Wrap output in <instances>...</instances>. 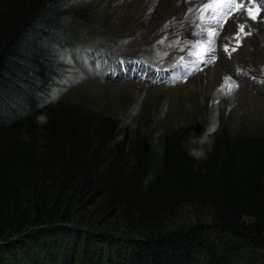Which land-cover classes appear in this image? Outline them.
Here are the masks:
<instances>
[{
  "label": "trees",
  "instance_id": "trees-1",
  "mask_svg": "<svg viewBox=\"0 0 264 264\" xmlns=\"http://www.w3.org/2000/svg\"><path fill=\"white\" fill-rule=\"evenodd\" d=\"M68 16L60 0H0V232L20 235L0 243V264H218L202 225L131 239L52 223L57 201L76 192L103 194L126 218L145 221L207 203L215 220L263 246L264 136L216 135L196 161L184 143L203 133L198 125L132 129L68 100L45 103ZM40 114L47 124H37ZM26 191L35 220L49 223L33 233ZM246 264H264V253Z\"/></svg>",
  "mask_w": 264,
  "mask_h": 264
},
{
  "label": "rangeland",
  "instance_id": "rangeland-1",
  "mask_svg": "<svg viewBox=\"0 0 264 264\" xmlns=\"http://www.w3.org/2000/svg\"><path fill=\"white\" fill-rule=\"evenodd\" d=\"M60 1L69 12L61 28V69L54 87L60 99L119 119L132 129L169 132L198 125L203 132L215 121V136H264V0H234L229 15L213 20L205 14L207 24L197 19L201 27L219 33L212 45V63H194L199 49L193 45H207V40L188 30L204 0ZM214 2L217 7L218 0ZM257 6L259 14L252 20L248 9L255 11ZM234 11L253 24L240 33L239 46ZM243 25L247 27L248 22ZM188 72L191 75L184 79ZM225 77L239 84L231 95L227 94ZM35 201L32 192L26 191L24 208L33 218L25 232L33 233L49 224L35 220ZM54 210V224L68 223L131 239L202 225L206 247L215 252L218 264H246L247 256L264 253V243L256 244L249 236L223 226L207 203L183 204L162 219L134 220L111 208L103 194L91 191L61 197ZM19 237L17 231L7 228L0 232V243Z\"/></svg>",
  "mask_w": 264,
  "mask_h": 264
},
{
  "label": "snow or ice",
  "instance_id": "snow-or-ice-1",
  "mask_svg": "<svg viewBox=\"0 0 264 264\" xmlns=\"http://www.w3.org/2000/svg\"><path fill=\"white\" fill-rule=\"evenodd\" d=\"M250 3H253L254 0H249ZM234 0H228L227 3H220L218 0L217 3V7H213L211 4L205 2L203 9H201V14L198 16V21H204L205 24H207V20H206V16L205 14H207V16L213 20L217 19L218 17L221 16H227L229 15L230 11L232 10V6H233ZM242 5H237V7H240ZM192 9H189V12H191ZM260 11V7L257 6L255 11H253L252 9H248V13L249 16L252 20H256L257 16L259 14ZM210 27V25H209ZM197 29L198 31L193 33L194 35L197 36H201L203 35V37L207 40V45L203 44V43H197L194 44L193 47L199 49L196 53L195 56L197 57V59L194 61V63H212L213 59H214V54H215V48L212 46L214 43V38L216 36L219 35V33L213 28L212 30H208V27H201L199 23H197ZM244 32V25L241 24L238 26V32L236 33V39H237V45L239 46L241 41L239 39V35L240 33ZM250 34L246 33V35ZM175 43H179V41H175ZM224 51L227 53L228 49L225 46L224 47ZM232 51H236V49H232ZM205 55H207L208 59L205 60ZM187 75H191V72L186 73L184 79H186ZM177 80L181 79V77L177 76L176 77ZM231 81V82H229ZM175 82V81H173ZM225 86H226V90H227V94L231 95L232 92L235 89H238L239 84L238 82H236L235 80H233L231 77H225ZM221 91H223L224 89H220ZM218 102V101H217ZM213 126L218 127V122H213L212 123Z\"/></svg>",
  "mask_w": 264,
  "mask_h": 264
},
{
  "label": "clouds",
  "instance_id": "clouds-1",
  "mask_svg": "<svg viewBox=\"0 0 264 264\" xmlns=\"http://www.w3.org/2000/svg\"><path fill=\"white\" fill-rule=\"evenodd\" d=\"M60 100V96L53 90L48 99L46 100V104H56ZM36 122L39 125H45L48 122V117L46 114H40L36 117ZM202 134L197 135L194 131L191 132L188 140L184 143V147L187 151V155L196 161L205 160L208 158V153L211 152L214 144H215V133L217 131V127L212 124L208 127L204 128ZM157 137L161 135V133L156 134ZM25 141H28L30 137L25 134L23 136ZM156 142V141H154ZM44 143V141H41ZM158 151L163 153V146L158 148Z\"/></svg>",
  "mask_w": 264,
  "mask_h": 264
},
{
  "label": "bare ground",
  "instance_id": "bare-ground-1",
  "mask_svg": "<svg viewBox=\"0 0 264 264\" xmlns=\"http://www.w3.org/2000/svg\"><path fill=\"white\" fill-rule=\"evenodd\" d=\"M205 2H207V3H209V4H211L213 7H216L215 5H214V0H204ZM217 4V3H216ZM203 9V8H202ZM201 8L196 12L197 13V15L196 16H194V14H193V24H191V26L192 27H190L188 30H190V31H192V32H197L198 31V29H197V18H198V16L201 14ZM230 20H232V19H230ZM233 21H235L236 23H237V25L239 26V25H241V24H243V22L244 21H247L248 22V26L247 27H245L244 26V30H246V29H250L252 26H253V24L250 22V20H247L245 17H239L238 15H237V13H236V11H234V13H233ZM232 21V22H233ZM255 27V26H254ZM238 28V27H237ZM200 43H203V44H205L204 42H200ZM206 45V44H205Z\"/></svg>",
  "mask_w": 264,
  "mask_h": 264
}]
</instances>
